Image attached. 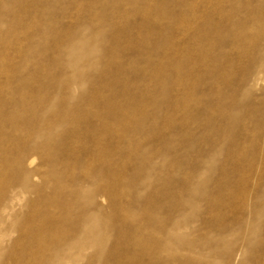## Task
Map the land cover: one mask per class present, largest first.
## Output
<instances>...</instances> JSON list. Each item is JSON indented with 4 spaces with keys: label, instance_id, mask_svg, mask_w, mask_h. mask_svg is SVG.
<instances>
[{
    "label": "rangeland",
    "instance_id": "1",
    "mask_svg": "<svg viewBox=\"0 0 264 264\" xmlns=\"http://www.w3.org/2000/svg\"><path fill=\"white\" fill-rule=\"evenodd\" d=\"M3 207L0 264H264V0H0Z\"/></svg>",
    "mask_w": 264,
    "mask_h": 264
},
{
    "label": "bare ground",
    "instance_id": "2",
    "mask_svg": "<svg viewBox=\"0 0 264 264\" xmlns=\"http://www.w3.org/2000/svg\"><path fill=\"white\" fill-rule=\"evenodd\" d=\"M32 99V98H31ZM77 140V139H76ZM34 159V158H33ZM32 162H33V160H30V161H27V165H29L30 166V164H32ZM22 159L21 158H19L18 159V161H17V165L20 167L21 165H22ZM27 179V178H26ZM34 179H35V177H34ZM22 188H26V186H25V183L22 185ZM15 192V191H14ZM12 193H13V191H12ZM77 198H80L79 196H77ZM12 199H15L16 200V202L18 201L17 199H16V197H14V198H12ZM20 199V198H19ZM13 202V201H12ZM11 202V203H12ZM13 208V207H12ZM6 210H7V207H3L2 208V210H0L2 213H5L6 212ZM86 220L87 219H85V220H82L81 222H79L78 223V226H79V231H80V234L82 235V236H84L82 239H81V237H74V238H70V240H67L65 243H64V247L65 248H71V247H75V248H77V249H79V250H81L83 247H84V245H86L87 243L89 244H92L93 242H91V241H93V237H94V239H95V241L97 242V243H93V244H99L100 243V233L98 232V230H95L94 229V226L93 225H91V222H89V221H87V223H86ZM89 222V223H88ZM98 229H99V227H98ZM93 231H94V234H93ZM93 236V237H92ZM81 239V240H77V239ZM89 244V245H90ZM37 247H40L41 248V246H37ZM84 249V248H83ZM71 251V250H70ZM79 253V252H78ZM77 258H79L78 256H77ZM69 259V257H67V258H65V260H68ZM69 261V260H68Z\"/></svg>",
    "mask_w": 264,
    "mask_h": 264
}]
</instances>
